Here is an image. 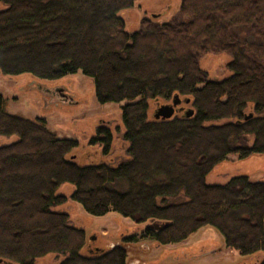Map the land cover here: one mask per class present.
I'll list each match as a JSON object with an SVG mask.
<instances>
[{
	"label": "trees",
	"instance_id": "obj_1",
	"mask_svg": "<svg viewBox=\"0 0 264 264\" xmlns=\"http://www.w3.org/2000/svg\"><path fill=\"white\" fill-rule=\"evenodd\" d=\"M135 1L0 0V73L53 81L80 71L100 104L123 103L128 144L116 167L77 165L75 141L58 139L44 120L8 114L0 96V136L18 137L0 146V264H34L49 254L63 257L58 264H127L137 234L81 253L84 230L52 211L66 201L56 193L62 184L74 187L70 199L89 216L166 223L140 234L158 246L209 227L225 248L261 254L264 264V181L240 175L205 184L228 156L264 155V0H179L180 18L150 17L127 33L120 13ZM220 52L231 56V75L207 80L199 57ZM174 95L190 100L192 117L148 119V102ZM93 144L108 155L110 132L98 128Z\"/></svg>",
	"mask_w": 264,
	"mask_h": 264
},
{
	"label": "rangeland",
	"instance_id": "obj_2",
	"mask_svg": "<svg viewBox=\"0 0 264 264\" xmlns=\"http://www.w3.org/2000/svg\"><path fill=\"white\" fill-rule=\"evenodd\" d=\"M5 8L0 3V11ZM153 14L158 15L157 21L161 23L180 18L179 0H136L131 9L120 13L125 21V32L138 30L141 21L149 19ZM235 31L241 37H248L245 30ZM230 61L229 54L207 53L199 57L198 66L207 80H223L231 75L227 68ZM42 87L50 92H42ZM56 89H61L63 94L68 95L71 104L60 101ZM0 96L6 103L8 114L20 115L30 121L44 120L47 128L58 139L75 141L77 148L71 152L70 157L75 156L77 165L105 163L116 167L128 158V144L122 138L123 103L100 104L95 97L92 80L80 71L53 81L40 80L29 74L10 76L0 73ZM169 103L170 101H160L156 105L155 102H148V119H153V113L158 106ZM189 107L183 105L182 108L186 110ZM101 120L105 122L100 127L107 129L111 135V147L106 156L102 154L101 144L90 145L92 138L96 137ZM225 122L227 120L218 123ZM17 140L15 135L0 136V146ZM240 175H245L252 181H264V155H251L244 160L228 156L206 176L205 184L224 185L232 177ZM115 186L118 188L117 184L113 187ZM73 191L74 187L70 184L60 185L56 193L64 196L66 201L53 207L52 211L67 214L70 225L84 230L86 243L82 254H85L86 248L107 250L120 245L122 238L137 234L138 242L126 246L127 264H259L263 258L261 254L241 257L236 251L225 248L220 235L209 227L198 230L179 244L158 246L151 240L141 239L140 234L149 228L158 230L166 223L150 220L135 225L130 219L115 212H109L102 217L89 216L70 199ZM168 201L172 203L175 199L170 198ZM91 236H94V241H90ZM62 259V256L49 254L35 260L34 264H58Z\"/></svg>",
	"mask_w": 264,
	"mask_h": 264
},
{
	"label": "water",
	"instance_id": "obj_3",
	"mask_svg": "<svg viewBox=\"0 0 264 264\" xmlns=\"http://www.w3.org/2000/svg\"><path fill=\"white\" fill-rule=\"evenodd\" d=\"M158 15H151V18H157ZM42 92L45 93H49V89L42 87ZM57 91H61V89H56ZM68 95L62 94L60 96V101L65 102V103H70L71 102V98ZM71 104V103H70ZM190 104V100L189 99H180L178 95H174L169 104H165V105H160L156 108V110L153 113V118L155 120H170L171 118H173V116L178 113V112H183L182 115L185 118H190L193 115V110L189 107L186 110H184L181 105H185L188 106ZM251 115L245 116L244 119H248L250 118ZM90 241H94V236H91ZM1 263V260H0Z\"/></svg>",
	"mask_w": 264,
	"mask_h": 264
},
{
	"label": "flooded vegetation",
	"instance_id": "obj_4",
	"mask_svg": "<svg viewBox=\"0 0 264 264\" xmlns=\"http://www.w3.org/2000/svg\"><path fill=\"white\" fill-rule=\"evenodd\" d=\"M57 94L59 95V96H61L63 93L60 91H57ZM103 122H105L104 120H101L100 122H99V126H98V128H101V129H105V128H102V127H100V124H102ZM107 124H109V123H107Z\"/></svg>",
	"mask_w": 264,
	"mask_h": 264
}]
</instances>
